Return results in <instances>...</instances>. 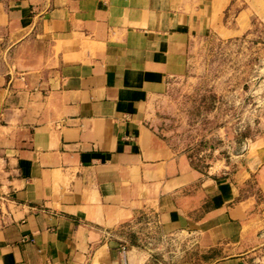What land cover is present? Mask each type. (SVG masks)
Instances as JSON below:
<instances>
[{"label": "crops", "instance_id": "crops-1", "mask_svg": "<svg viewBox=\"0 0 264 264\" xmlns=\"http://www.w3.org/2000/svg\"><path fill=\"white\" fill-rule=\"evenodd\" d=\"M229 3L0 0V264H148L121 251L142 222L255 264L264 152L204 174L150 122L195 42L242 32Z\"/></svg>", "mask_w": 264, "mask_h": 264}, {"label": "rangeland", "instance_id": "rangeland-1", "mask_svg": "<svg viewBox=\"0 0 264 264\" xmlns=\"http://www.w3.org/2000/svg\"><path fill=\"white\" fill-rule=\"evenodd\" d=\"M223 18L227 26L238 22L242 32L195 42L186 74L155 100L150 119L193 167L214 176L234 172L247 156L264 152V0H230ZM121 236L122 246L135 247L148 264L202 259L184 235L165 236L143 222ZM258 240L255 264H264V221Z\"/></svg>", "mask_w": 264, "mask_h": 264}, {"label": "built area", "instance_id": "built-area-1", "mask_svg": "<svg viewBox=\"0 0 264 264\" xmlns=\"http://www.w3.org/2000/svg\"><path fill=\"white\" fill-rule=\"evenodd\" d=\"M126 250H127L126 247L122 246L121 251L123 254L126 252ZM123 259H125V255H123Z\"/></svg>", "mask_w": 264, "mask_h": 264}]
</instances>
